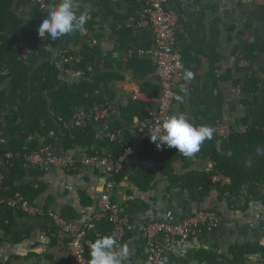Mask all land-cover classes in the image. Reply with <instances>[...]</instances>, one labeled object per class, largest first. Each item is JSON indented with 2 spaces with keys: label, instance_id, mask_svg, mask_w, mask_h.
<instances>
[{
  "label": "trees",
  "instance_id": "1",
  "mask_svg": "<svg viewBox=\"0 0 264 264\" xmlns=\"http://www.w3.org/2000/svg\"><path fill=\"white\" fill-rule=\"evenodd\" d=\"M100 1L104 2L105 5L99 3L104 8L110 2V0ZM26 5L33 4L30 0L18 3H15V0H0V131L1 137L3 135L11 139L9 149L6 151L2 150L0 144V158L5 162L8 153L13 155V158L0 168V229L5 235L11 234L13 218L12 209L2 204L3 200L20 195L28 203L34 204L42 192L40 183L17 185L25 177V170L18 164V159L24 161L25 156L63 138L64 150L78 148L87 157L96 156L114 160L122 151L121 145L109 139L96 138L95 124H88L84 128L71 126L75 113L82 108L87 111L92 106L113 104V96L104 93L102 87L107 83L122 80L124 73H130L140 83V91L149 101H157L160 96L159 84L149 82L151 78L156 77V66L151 59L136 54L117 59L113 57L116 53L115 49L102 55L98 47L94 46L96 44L91 45L99 38L95 34L93 21L95 15H92L84 25L86 34L78 51L67 52L60 57L62 62L64 59L68 60L63 62V69L58 63L49 60L52 50L58 46L60 39L53 40L48 37L32 55L36 67L31 69L28 65L29 57L23 58L22 53L26 46L29 47L31 44L35 34V24L39 26L42 19L46 18L47 12L43 13L37 5H33L30 21L24 23L19 16V6ZM170 6L177 7L178 1L170 0ZM77 11L79 12L78 9ZM207 12L211 16L209 35L211 41H208L207 48L202 49L207 37L205 27L199 26V22H203L206 18V10L196 14L197 31L192 33L190 29L184 28V34L180 36L182 42L180 41L179 48L183 69L192 73L191 85L202 58L205 57L209 63L206 82L199 86L192 85L188 94L192 113L189 121L194 126L208 125L214 129L216 123L223 119V98L214 96L213 91L219 82L229 78V74L218 77L215 73V65L219 62L215 45L220 18L216 7H208ZM144 41V45H140L139 49L149 51L153 42L147 39ZM257 47L258 45L253 43L242 51L235 48L233 55L240 57L239 60L248 62L253 58ZM88 68H92L91 71ZM64 70H69L79 77L72 82H65L61 79ZM259 85L258 79H249L245 84L244 91L252 98L242 102L248 112L236 124V126H247L243 134H232L227 139L219 140L213 131L212 138L205 140L199 151L190 158L179 154L174 148H163L159 153L149 139H144L138 160L153 162L159 167V174L168 181L167 194L173 188L187 190L196 200L201 201L208 198L212 191H216L219 195L218 199L225 200L228 207L235 206L243 210L250 202L264 205V155H257L256 152L257 147L264 149V99L259 97ZM181 97V93L178 92L174 102H179ZM253 102L256 103L254 106ZM150 106L146 101L130 98L128 104L120 108L119 117L109 122L111 132L115 134L124 130V124L132 126L143 121ZM134 117L138 119L134 121ZM132 138L122 139L123 145ZM193 158L214 163L213 172L222 171L231 179V185L228 187L212 185L210 176L213 172L206 174L192 171ZM249 161L250 167L246 163ZM176 163L181 164L182 169L186 171L184 174H175ZM4 168L7 169V174ZM28 168L34 177H42L43 172L40 169L30 166ZM129 170L134 173L131 180L140 190L151 187L155 174L153 168L133 167L129 163L125 164L116 181H121ZM241 202L244 203L243 206H240ZM145 208L136 202H130L122 207V212L131 224L134 216ZM61 214L65 219H71L65 212ZM163 219L164 215H160L155 221ZM130 234L132 233L128 226L123 230L120 245L125 244L128 237L126 235ZM103 236L106 234L96 236L93 232L87 233L84 244L89 260L87 243ZM251 255L259 256L264 262V246L259 248L250 245L233 246L229 250V259L204 251L188 254L185 258H177L171 254L165 264H188L191 261L209 264H246ZM140 259L144 260L145 256L139 254L126 259L124 264H136Z\"/></svg>",
  "mask_w": 264,
  "mask_h": 264
},
{
  "label": "crops",
  "instance_id": "2",
  "mask_svg": "<svg viewBox=\"0 0 264 264\" xmlns=\"http://www.w3.org/2000/svg\"><path fill=\"white\" fill-rule=\"evenodd\" d=\"M20 1L24 0H15V3ZM56 2L57 0H48L45 12H48V9ZM99 3L105 5L100 0H76L77 9L86 11L89 19L95 15L93 19L95 34L99 38L94 46L98 47L102 55L115 49L117 59L127 58L134 54L142 57L139 54L142 51L139 49L140 45H144V39L152 43L153 37L150 25L137 27V24L144 19L141 0H110L106 8ZM210 6L217 8L220 18L215 45L219 62L215 65V73L218 77L229 74V78L218 83L213 95L223 98L221 122L234 128L248 112L242 102L252 98L244 91L247 80L258 79L260 81L259 97L264 99V0H185L178 2L177 7L170 6L177 13L175 36L179 47L180 36L184 34V28L190 29L192 33L197 31L196 14L201 10H206V18L203 22H199V26L205 27L207 37L202 49L207 48L208 41H211L209 36L211 16L207 12ZM32 8L33 5L19 6V16L24 23L30 21ZM38 27L35 24V34L29 46L28 65L31 69L36 67L32 55L46 38L38 37ZM85 34L86 30L83 28L61 37L58 46L52 50L49 60L58 63L63 69L64 64L60 57L67 52H77ZM253 43H256L258 47L250 61L239 60L240 57L233 55L235 48L242 51ZM207 53L210 54L209 51ZM145 57L153 61L149 54ZM208 70L209 63L203 57L200 68L194 73L192 85H203L206 82L205 76ZM185 72L187 71L183 69L182 78L176 86V97L178 92L182 97L179 102H174L172 114H184L189 118L192 113L188 103V94L192 88V80L185 79ZM78 77L77 74L64 70L61 79L65 82H72ZM149 82L158 85L156 77L151 78ZM102 91L113 96V105L118 111L115 118L119 117L120 108H124L134 96L148 102L151 105L150 108L157 106V101H149L146 95L141 93L140 83L130 73H124L120 81L105 84ZM255 104L253 102V106ZM137 124L134 123L132 126L124 124V130L121 131L123 140L134 136ZM10 140L8 136L2 135L1 137L0 134L3 151L9 149ZM63 142V138L56 140L50 145V150L55 156L69 161L71 169L68 166H46L40 170L43 175L38 178L30 173L24 161L18 159V164L25 170V177L17 185L40 183L42 192L35 204L45 210L65 212L71 218L69 221L79 226L96 213L105 178L85 164L86 156L82 150L78 148L64 150ZM120 145L122 146L123 143ZM192 162V171L208 174L214 170V163L209 160L193 158ZM129 164L133 167L153 168L155 174L154 181L147 190H140L131 180L134 174L132 170H129L121 181H117L112 196L114 203L121 209L130 202L146 207L134 216V221L129 225V231L132 234L126 235L128 237L125 244L114 246L117 252L121 248L127 250L126 259L139 254L145 256V248L138 234V228L142 224L155 221L158 216H163L167 211L173 213L175 222H180L201 210L215 211L222 218L220 226L214 230H203L187 244H174L171 254L177 258H185L188 254L204 251L229 259V250L233 246L250 245L256 248L264 246V205L261 203L250 202L245 209L241 210L235 206L228 207L225 200L218 199L219 195L216 191H212L208 198L201 201L196 200L194 195L187 190L173 188L167 194L168 181L159 174L157 165L142 160ZM174 169L175 174L182 175L186 172L180 163H176ZM4 172L7 174L6 168ZM243 205L244 203L241 202L240 206ZM11 209L13 218L11 234L5 235L0 229V264H74L65 247L66 237L47 217L27 216L20 210ZM110 231L111 227L108 224L100 223L92 232L100 236L103 233L109 235ZM87 245L89 247L90 242ZM143 262L144 260L140 259L136 261V264H143ZM188 264L209 263L191 261ZM246 264H264V262L259 256L251 255Z\"/></svg>",
  "mask_w": 264,
  "mask_h": 264
},
{
  "label": "built area",
  "instance_id": "3",
  "mask_svg": "<svg viewBox=\"0 0 264 264\" xmlns=\"http://www.w3.org/2000/svg\"><path fill=\"white\" fill-rule=\"evenodd\" d=\"M30 1L33 5H37L40 11H46V0ZM177 1L184 2L185 0ZM141 3L144 19L137 24V27L150 25L153 47L151 50L141 51L139 54L141 56L149 54L153 59L160 96L157 100V106L147 110V116L137 124L133 138L121 146L122 151L114 160L96 156L85 157V164L105 178L103 192L97 202L96 213L90 216L84 224L77 226L65 219L61 212L45 210L35 203L30 204L20 195L8 197L2 202L10 208L20 210L27 216L47 217L56 229L66 237L65 247L74 264H89L90 260L86 256L87 250L84 240L87 233L92 232L100 223H106L111 227L109 236L116 239V245L120 244L123 230L130 225V222L123 215L122 209L112 201L117 185L116 177L126 163L138 160L144 139H149L150 134L160 127L162 121L173 115L172 107L176 97V86L183 75L181 52L175 36L178 22L177 13L170 7V0H141ZM92 44H96V41H93ZM29 54L30 48L26 46L22 57L27 58ZM113 57L116 58L117 54L114 53ZM63 62H68V60L64 59ZM91 69L88 68L89 71ZM133 99L137 98L134 96ZM117 112L113 104L92 106L87 111L82 108L75 113L70 125L76 128H84L88 124H95L96 138L109 139L121 144V131L114 134L109 128V122L117 116ZM246 130L247 126L230 128L223 122H217L214 127V133L219 140L227 139L232 134H243ZM162 149H158V152L160 153ZM12 158L11 153L5 156V162L0 158V168ZM24 162L27 167L40 170L46 166H68L69 169L72 168L69 161L55 156L51 152L50 146L41 147L36 152L25 156ZM210 182L212 185L221 187L231 185V179L222 171H214L210 176ZM221 221L222 218L217 212L201 210L180 222H175L173 213L167 211L162 221L142 224L138 228V234L145 248L143 264H165L171 255L174 244H187L194 236L201 234L203 230L211 231L219 227Z\"/></svg>",
  "mask_w": 264,
  "mask_h": 264
},
{
  "label": "clouds",
  "instance_id": "4",
  "mask_svg": "<svg viewBox=\"0 0 264 264\" xmlns=\"http://www.w3.org/2000/svg\"><path fill=\"white\" fill-rule=\"evenodd\" d=\"M88 19L86 11H77L76 0H57L39 24L37 34L41 39H60L69 33L82 30ZM191 76V72H185V79H190ZM137 119L133 118L134 121ZM213 131L208 125L194 126L184 114H173L162 121L160 127L150 134L149 140L157 149L174 148L179 154L190 158L199 151L205 140L212 138ZM256 152L257 155H264V149L260 147H257ZM246 163L251 166L250 161ZM116 243V239L109 235L91 242L89 264H124L127 250L121 248L117 252L114 248Z\"/></svg>",
  "mask_w": 264,
  "mask_h": 264
}]
</instances>
